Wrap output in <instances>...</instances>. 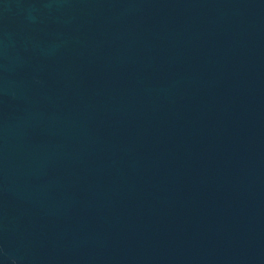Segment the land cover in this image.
Segmentation results:
<instances>
[{
    "label": "water",
    "instance_id": "95a60500",
    "mask_svg": "<svg viewBox=\"0 0 264 264\" xmlns=\"http://www.w3.org/2000/svg\"><path fill=\"white\" fill-rule=\"evenodd\" d=\"M142 0H0V264H32L75 139Z\"/></svg>",
    "mask_w": 264,
    "mask_h": 264
}]
</instances>
